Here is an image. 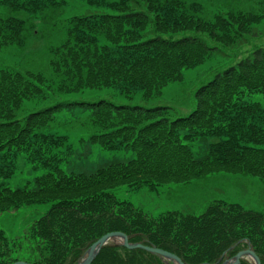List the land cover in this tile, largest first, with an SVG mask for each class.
Returning a JSON list of instances; mask_svg holds the SVG:
<instances>
[{"label": "trees", "instance_id": "obj_1", "mask_svg": "<svg viewBox=\"0 0 264 264\" xmlns=\"http://www.w3.org/2000/svg\"><path fill=\"white\" fill-rule=\"evenodd\" d=\"M102 9L64 18L65 36L49 48L51 73L0 68V178H8L24 154L48 170L21 188L0 185V213L50 203L18 242L0 229V264L19 261L14 243H28L31 264H78L89 247L110 232L132 244L176 255L184 264H222L250 248L264 264V212L237 202L214 200L199 214L169 210L152 216L107 188L157 191L167 182L188 183L217 172L264 179V47L217 73L195 91L193 110L171 119L168 107L115 105L109 101L62 102L86 89L113 88L150 99L182 70L202 64L217 47L200 37L164 38L186 30L236 45L264 25V0L256 11L227 9L204 15L197 1L83 0ZM66 0H0V51L22 47L34 22L9 12L44 17ZM47 13V14H48ZM44 15V16H43ZM54 102L22 115L26 101ZM71 104L92 108L99 130L90 141L104 149H129L135 157L93 172L65 173L56 153L65 137L49 132L54 114ZM212 139L202 156L191 144ZM90 264H171L144 249L110 242ZM240 264H252L241 259Z\"/></svg>", "mask_w": 264, "mask_h": 264}, {"label": "rangeland", "instance_id": "obj_2", "mask_svg": "<svg viewBox=\"0 0 264 264\" xmlns=\"http://www.w3.org/2000/svg\"><path fill=\"white\" fill-rule=\"evenodd\" d=\"M66 4L53 13L45 12L44 17H34L24 12L5 13L20 16L28 23L34 22L35 30L27 33V42L22 47L9 45L0 51V68L10 67L20 71L34 70L43 74L51 73L49 66V48L59 44L65 36L64 18L73 15H86L102 11L87 5L83 0H66ZM200 2L204 7V15L211 16L216 11L242 9L256 11L258 0H186ZM0 10H7L0 7ZM48 13V14H47ZM43 15V16H44ZM255 35L248 34L236 45L227 46L214 41L206 33L186 30L178 33H162L164 38L178 39L185 36L202 38L208 46L217 47L202 64L182 70V79L170 82L162 88L160 94L143 99L140 94L127 97L113 88L86 89L82 92L63 96L62 102L109 101L115 105L141 106L145 108L168 107L171 119L189 114L196 104V89L212 79L224 69L235 66L240 60L249 57L257 49L264 47V25L254 27ZM54 102L52 99L36 102H24L21 114L39 109ZM49 132L64 136L65 144L56 153L61 157L60 169L65 173L93 172L112 162H126L135 157L129 149H104L90 141V136L99 130L92 122V108L82 104H71L54 114ZM194 141L191 144L195 156L204 154L207 144ZM15 170L8 178H0V185L11 189L32 185L34 178L45 174L48 170L34 167L24 154L18 156ZM119 200L131 202L134 206L152 216L178 210L195 215L201 214L208 204L214 200L237 202L246 208L264 212V179L250 175L217 172L193 179L188 183L167 182L151 191L146 187L131 189L127 184L119 183L107 188ZM50 203L32 204L17 210L0 213V229L6 236L18 242L31 224L49 209ZM14 256L19 261L27 262L32 254L28 243H14Z\"/></svg>", "mask_w": 264, "mask_h": 264}, {"label": "water", "instance_id": "obj_3", "mask_svg": "<svg viewBox=\"0 0 264 264\" xmlns=\"http://www.w3.org/2000/svg\"><path fill=\"white\" fill-rule=\"evenodd\" d=\"M118 238L119 240H116ZM110 242L123 245L124 247L128 249H134V248L144 249L150 253L159 255L160 257H162V259L166 263L171 262V264H184L176 255L170 252H167L165 250L155 248V247H149L143 244L129 243L126 235H124L121 232H110V233L103 235L100 239H98L95 243H93L89 247L85 257H83L82 260L78 264H90L92 260L95 258V256L98 254L100 249L104 245ZM241 259H247L252 264H260L259 257L250 248H247L245 250L238 252L234 257L224 261L222 264H240ZM13 264H31V263L24 262V261H16Z\"/></svg>", "mask_w": 264, "mask_h": 264}, {"label": "bare ground", "instance_id": "obj_4", "mask_svg": "<svg viewBox=\"0 0 264 264\" xmlns=\"http://www.w3.org/2000/svg\"><path fill=\"white\" fill-rule=\"evenodd\" d=\"M116 240H119V238H118V239H116Z\"/></svg>", "mask_w": 264, "mask_h": 264}]
</instances>
